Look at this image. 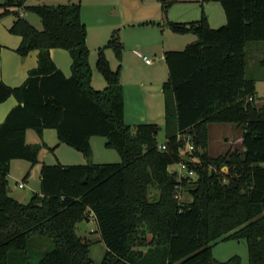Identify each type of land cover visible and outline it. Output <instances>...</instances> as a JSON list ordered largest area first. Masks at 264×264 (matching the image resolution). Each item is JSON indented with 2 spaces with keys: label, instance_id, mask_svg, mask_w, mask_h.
<instances>
[{
  "label": "trees",
  "instance_id": "16d2710c",
  "mask_svg": "<svg viewBox=\"0 0 264 264\" xmlns=\"http://www.w3.org/2000/svg\"><path fill=\"white\" fill-rule=\"evenodd\" d=\"M25 1L0 4V19L16 15L9 32L20 37L19 57L38 51L22 85L0 80V103L9 97L18 103L0 124V264H95L90 247L100 242L106 249L101 264H243L238 255L226 261L211 256L215 244L231 240H245L248 264H264V109L254 98L264 74L249 77L245 55L249 42L264 41V0H216L226 18L218 28L210 27L203 12L189 23L167 21L173 33H191L196 40L163 54L168 77L162 84V126L124 122L117 29L97 48L95 69L106 82L97 91L81 5ZM162 2L166 17L175 1ZM23 9L38 16L41 30L18 16L16 10ZM54 48L68 51L69 76L50 58ZM107 49L119 62L114 70ZM209 123L234 125L239 145L211 155ZM44 129L54 130L86 163L41 164L40 191L22 204L9 194V164H39V151L53 148L26 143L25 133L42 137ZM161 130L166 149L158 148ZM183 136L193 145L191 155L177 140ZM96 137L117 152L119 163L90 162V140ZM174 164L193 171L194 178L177 179L168 170ZM180 190L188 201L178 200ZM91 216L95 233L79 235Z\"/></svg>",
  "mask_w": 264,
  "mask_h": 264
},
{
  "label": "crops",
  "instance_id": "0c3cea01",
  "mask_svg": "<svg viewBox=\"0 0 264 264\" xmlns=\"http://www.w3.org/2000/svg\"><path fill=\"white\" fill-rule=\"evenodd\" d=\"M81 0H26L24 2L25 6H35V5H51V6H59L60 4H77ZM162 1L164 0H157L151 2L149 4H141V0H130V5L139 6L140 8L144 9L143 16H145L142 21H135L128 22L129 27H136L143 25L146 27L147 35L149 36L148 46L152 50L153 60L151 64H146L143 57L140 56L141 54L136 50H131L132 52L129 53L135 55L136 57H142V61L144 62V68L139 69L135 65L134 59H130L122 53V61H121V84L123 86V94H124V122L127 125L135 126L136 124L140 123H147V124H157L162 126L164 124L165 112H164V95L162 93V84L166 81L167 75V67L164 62L163 54L167 51H179L182 50L186 45L196 40V37L189 33L186 35H177L173 33L167 26V21L179 22V23H189L191 21L199 20L201 13L198 14L192 13L188 11V4L192 2H197L202 7V12L205 14L206 19H208L209 25L212 28H218L225 24L226 18L224 17L223 10L221 6H216L215 3L212 1L216 0H174L176 3H181L183 8H181L178 17L172 14V8L167 11L166 17L162 14ZM120 0H117L119 3ZM217 2V1H216ZM151 4H156L160 6V9H156L153 7V11L149 10V6ZM154 5V6H156ZM220 5V4H219ZM220 7V8H218ZM151 9V8H150ZM81 8V21L86 25L87 28V45L88 48L95 50L97 52V48L103 46L108 40L112 31L116 26L110 25L109 29L110 32L106 31L105 26H98L97 32L92 35L90 38V34L88 33V25L83 20ZM2 11L0 10V13ZM19 17H25L29 14V12L23 10H16ZM196 15V16H195ZM16 15L10 14L5 16L4 18L0 19V80L6 85L11 87H18L22 85L27 77V73L29 70L33 69L37 65V54L38 51H31L29 52L24 58H20L19 55L16 53V49L20 45V37L13 35L9 32V28L13 25L12 23L15 21ZM26 20L31 23L35 28L36 25L29 21L27 18ZM137 22V23H134ZM136 25V26H134ZM123 28H127L126 25L122 26ZM122 28V29H123ZM37 29V28H36ZM149 29V30H148ZM41 30V29H38ZM132 29L131 32H133ZM194 36V37H193ZM126 36L122 30L121 39L126 41ZM91 40L93 44H91ZM122 40V41H123ZM124 43V42H123ZM136 47L140 48L139 43H136ZM246 49V47H245ZM134 51V52H133ZM246 51V50H245ZM258 51V50H256ZM50 58L53 60L56 67L62 71L65 76L70 75V66H71V59L69 56L68 51L65 49H58L54 48L49 51ZM105 57L108 59L110 68L112 70L113 67L111 66V61L107 57L105 51ZM90 58V57H89ZM95 59L90 61L91 67V85L95 90H101L106 87V82L103 77L97 73L95 69ZM261 62V61H260ZM157 63V64H156ZM156 64V65H155ZM246 67H247V60H246ZM116 69V68H115ZM261 78V76L259 77ZM257 82H264V80L258 79ZM255 84V91L256 85ZM258 97V93L256 91L255 95V102ZM17 101L14 97H9L5 102L0 103V124H2L6 118L7 113L17 105ZM257 106V105H256ZM259 108V107H258ZM25 141L28 144H41L42 142L46 144L47 147L53 148L52 151L45 149H41L39 152V164L34 165L30 168V174L25 180L23 184L24 187L28 190L27 195H17L14 193L13 189L8 185L9 194L16 199L19 203L26 204L30 199L33 193H38L40 191L39 184H40V166L41 164H56L60 163L61 165H68V164H82L84 163V159L81 156H78V152H73L71 148L65 146V144H61L58 141L57 135L51 129H44L42 137H39L37 134L31 132V130L26 131ZM94 138L90 140V148L92 150V156L94 150L92 149V144L95 142ZM105 142V141H104ZM104 142L101 143L104 146ZM53 154V157L51 155ZM81 157V158H80ZM54 159V160H53ZM70 159H72L73 163ZM90 159V162L95 163ZM17 160H12L9 164V171L11 174V166L13 162ZM53 161V162H52ZM96 164V163H95ZM180 166V165H179ZM180 168H184L180 166ZM32 169H35L32 170ZM169 172L177 173V179L184 176L185 173H181L178 170H170ZM34 171V173H33ZM33 173V174H32ZM9 177V176H8ZM22 188V189H23ZM91 220L93 221V217L91 216Z\"/></svg>",
  "mask_w": 264,
  "mask_h": 264
},
{
  "label": "rangeland",
  "instance_id": "374dc122",
  "mask_svg": "<svg viewBox=\"0 0 264 264\" xmlns=\"http://www.w3.org/2000/svg\"><path fill=\"white\" fill-rule=\"evenodd\" d=\"M129 1L130 0H120V2L117 3V0H81L78 3L81 5V8L83 9L82 10L83 20L85 19V21L88 22L87 25H88V33L90 34V38L92 37V35H94L95 32H97L98 26H105L106 31L110 32L109 26L115 25L116 27L112 29V31L117 29L120 39L123 30L125 36L127 37L126 41L121 39V41L123 40L122 41L123 53L125 54L126 57L130 59H134L136 67L141 70L145 66L144 62L142 61V57L145 56L153 60L154 55L152 54V50L150 48H147L148 46L147 43L149 40V36L147 35V32L149 31H146L147 30L146 27H144L143 25L140 26L134 25L136 27H129L128 25V22H133V20L142 21L143 19H145L144 18L145 16L141 15L145 10L133 4L129 6L130 4ZM155 1L157 0H141L142 2L141 4H149L151 2L156 3ZM212 2H215V3H210L212 4V6L213 4H215L216 6H220L218 2L216 1H212ZM1 3H3V0H0V4ZM154 5L151 4L149 6V10L151 12L153 11V7H156L157 10L160 9V6L158 5L154 6ZM183 6L184 5H182L181 3L175 2L171 4L170 7H168V10L172 8V14L178 17L180 10L181 8H183ZM187 8L188 11L192 13V16L193 13L195 12L196 13L198 12L199 14L202 13V7L197 2H192L188 4ZM26 18L29 21H32V23L36 25L37 29H42V24L40 23L37 15L29 12V14L26 15ZM123 25H126L127 28H123L122 27ZM132 29H134L133 32H131ZM136 43H139L140 48L136 47ZM91 44H93L92 40H91ZM90 48L91 49L88 48L89 49L88 57L91 58L93 63L96 52L94 49H92L93 48L92 45ZM131 50L138 51L141 54L140 56L142 57L140 56L136 57L135 55L130 54L132 52ZM245 50H246L245 55L247 60L246 73L249 77L259 78L264 74V65L262 66L260 64V61L264 59V41L249 42L246 45ZM106 54L111 61V66L113 67V69H115L119 62L117 61V59L114 58L113 51L111 49H107ZM256 91L258 93V97L256 99L255 104L257 105V107L264 109V82H257ZM207 129H209L208 152L211 155L221 154L227 151L228 148L230 147L234 149L240 143V138H239L240 130L235 128L234 125L232 124L227 125V124L209 123ZM31 132L34 133L33 130H31ZM164 136L165 134L163 130H161L157 135V142L159 144L164 142L165 139ZM94 139L95 142L92 144V149L94 150V152H93V156H91L92 157L91 161L95 162L96 164L119 163L120 158L117 152L113 149L105 148L101 143L102 141L103 142L105 141L103 137L100 138L96 137ZM71 150L73 152H77L74 151L72 148ZM76 154H78V156L83 157L85 161L84 163H86V159L81 153L78 152ZM51 155L53 157L52 153ZM70 161L71 162L68 163H73L72 159H70ZM82 164H68V165H82ZM29 167H30L29 163L23 160H17L13 162L11 166V174H9L8 177V185L11 187V189H13L14 193L17 195L22 196L28 194V190L26 188L23 189L18 188L17 185L19 183H23V184L25 183L24 177L27 174V172L30 170ZM169 169L172 171L178 170L183 174L184 173L186 174L187 172L185 168H180L178 164L169 166ZM32 170L35 171V169ZM192 178H194V175L192 176ZM177 197L178 200L181 202L183 201L185 202L189 200V195L185 190H180L179 193L177 194ZM81 226L82 227L77 230V233L79 235H84L85 233L88 232L95 233L96 231V224H94V221L91 220V217L89 222H83ZM105 250L106 249L103 242L93 244L90 247V252H89V256L91 260H93L95 264H101ZM232 255H238L239 257H241L243 264H248L247 247L245 240L221 241L215 244L211 251V256L214 257V259H216L217 261H226L229 258H231Z\"/></svg>",
  "mask_w": 264,
  "mask_h": 264
},
{
  "label": "built area",
  "instance_id": "2783aa9c",
  "mask_svg": "<svg viewBox=\"0 0 264 264\" xmlns=\"http://www.w3.org/2000/svg\"><path fill=\"white\" fill-rule=\"evenodd\" d=\"M143 57H144L143 59H144V61H145L146 64H151L152 63V60L151 59H149L148 57H145V56H143ZM249 100H252V98H249ZM177 140L184 141V143H185V147H184L185 150L184 151H185V153L191 155L192 152L194 151V148H193V145L191 144L190 138L188 136H183L181 139L178 137ZM158 148L159 149H166L165 146L162 145V144H160L158 146ZM194 160L197 161V158H194ZM179 165L180 166H183L182 164H179ZM183 167L185 168V166H183ZM193 175H194V172L193 171H187L186 174L184 175V177L188 176V177L192 178ZM17 187L18 188H23L24 185H23V183H19L17 185Z\"/></svg>",
  "mask_w": 264,
  "mask_h": 264
},
{
  "label": "water",
  "instance_id": "95a60500",
  "mask_svg": "<svg viewBox=\"0 0 264 264\" xmlns=\"http://www.w3.org/2000/svg\"><path fill=\"white\" fill-rule=\"evenodd\" d=\"M224 170H225V168H224Z\"/></svg>",
  "mask_w": 264,
  "mask_h": 264
}]
</instances>
